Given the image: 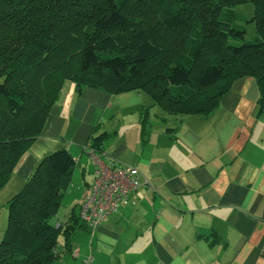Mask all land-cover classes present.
Segmentation results:
<instances>
[{
    "label": "trees",
    "instance_id": "obj_1",
    "mask_svg": "<svg viewBox=\"0 0 264 264\" xmlns=\"http://www.w3.org/2000/svg\"><path fill=\"white\" fill-rule=\"evenodd\" d=\"M243 3L253 5L250 39L236 24L235 6ZM244 76L255 80L261 110L264 0H0V190L41 135L67 80L112 95L147 94L152 103L140 120L146 138L151 107L163 120L207 116ZM110 136L93 134L86 151L100 154ZM123 165L130 164H116ZM76 166L63 146L47 152L4 203L0 264H55L73 254L76 233L93 231L74 210L57 220Z\"/></svg>",
    "mask_w": 264,
    "mask_h": 264
},
{
    "label": "crops",
    "instance_id": "obj_2",
    "mask_svg": "<svg viewBox=\"0 0 264 264\" xmlns=\"http://www.w3.org/2000/svg\"><path fill=\"white\" fill-rule=\"evenodd\" d=\"M258 97L255 80L244 76L207 116L163 120V112L151 107L156 111L142 138L138 109L132 119L121 112L150 106L147 94L112 95L67 83L12 183L17 177L26 181L39 158L60 146L81 173L84 162L92 174L85 146L101 131L111 134L103 158L134 165L148 183L95 230L78 232L85 242L74 248L77 255L55 264H80L88 255L91 264H264V108L259 110ZM4 201L1 190L0 239Z\"/></svg>",
    "mask_w": 264,
    "mask_h": 264
},
{
    "label": "built area",
    "instance_id": "obj_3",
    "mask_svg": "<svg viewBox=\"0 0 264 264\" xmlns=\"http://www.w3.org/2000/svg\"><path fill=\"white\" fill-rule=\"evenodd\" d=\"M87 146V145H86ZM85 146V147H86ZM92 164V183L89 192L80 204V217L95 230L100 222L120 205L128 202V194L146 185L148 181L141 179L134 165L116 166L106 161L93 148L87 150ZM78 253L73 250V256ZM91 257H85L80 264H90Z\"/></svg>",
    "mask_w": 264,
    "mask_h": 264
},
{
    "label": "rangeland",
    "instance_id": "obj_4",
    "mask_svg": "<svg viewBox=\"0 0 264 264\" xmlns=\"http://www.w3.org/2000/svg\"><path fill=\"white\" fill-rule=\"evenodd\" d=\"M235 10L239 15V18H238L237 23H236L237 26L239 28H245L246 29L248 39L254 37L256 34L255 25L253 22H248L251 15L253 14V5L251 3L238 4L235 6ZM67 83L71 84L72 82L68 81V80L66 81L65 85L63 86L62 93H64L65 90L67 89ZM112 105H114V103ZM144 107H146V106L144 105V106H140L138 108L133 107L132 109L123 110V112H121V116L123 117L124 115L127 114V115H129V119L130 118L132 119L134 117L133 111H135L137 109H138L137 113H141V115L145 116V114H144L145 112L143 111ZM153 109L158 110V107L155 106ZM153 109H151V111L148 113V116L152 117V113L156 111ZM105 119H106V117H105ZM124 120H126V118H124ZM148 120H150V119H148ZM109 127L112 128L113 127L112 124H109ZM74 148L77 149L78 147L75 146ZM82 164H85L84 173H81L80 168L78 166H76L69 186H67L65 188V190H63L64 196H63L62 204H61V206L57 212V220L58 221L64 220V218L67 216V214L72 210H74V213H76V214L79 213L80 204L83 200L84 193H85L86 189H88L90 187V184L92 183L93 176L90 173V166L84 162ZM13 180H14V177H10L8 179L7 183L1 189L2 195H3L4 200H5L4 202H6V200H8L10 197H12L15 193L20 191L21 188L23 187L24 183H25V181L21 180L19 177L15 178L14 183H12ZM88 192H89V189H88ZM2 207H3L4 215H5L6 205L3 204ZM3 222L1 223L2 228H3ZM81 234H82V232L76 233L73 236V242H72L73 248H77L78 244L82 245L85 242V240L78 238V235H81Z\"/></svg>",
    "mask_w": 264,
    "mask_h": 264
},
{
    "label": "water",
    "instance_id": "obj_5",
    "mask_svg": "<svg viewBox=\"0 0 264 264\" xmlns=\"http://www.w3.org/2000/svg\"><path fill=\"white\" fill-rule=\"evenodd\" d=\"M78 85H80V84H78Z\"/></svg>",
    "mask_w": 264,
    "mask_h": 264
}]
</instances>
